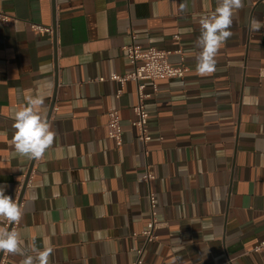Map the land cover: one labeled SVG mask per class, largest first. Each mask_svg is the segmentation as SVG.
<instances>
[{
    "label": "crops",
    "instance_id": "obj_1",
    "mask_svg": "<svg viewBox=\"0 0 264 264\" xmlns=\"http://www.w3.org/2000/svg\"><path fill=\"white\" fill-rule=\"evenodd\" d=\"M216 6L0 0L13 18L0 22V185L19 204L28 182L15 225L25 248L52 247L50 264H133L140 249L145 264H264V251L256 252L264 243V27L249 30L252 18L264 25V0H244L216 72L201 77L199 19ZM130 45L170 52V63L188 70L159 82L146 102L147 146L133 125L137 84L113 80L133 71ZM31 95L45 98L41 111L57 133L37 161L18 156L12 143L14 113ZM110 110L120 114L122 148L108 136ZM151 193L161 227L147 244Z\"/></svg>",
    "mask_w": 264,
    "mask_h": 264
},
{
    "label": "clouds",
    "instance_id": "obj_2",
    "mask_svg": "<svg viewBox=\"0 0 264 264\" xmlns=\"http://www.w3.org/2000/svg\"><path fill=\"white\" fill-rule=\"evenodd\" d=\"M185 8L186 5L181 4V11ZM243 8L244 0H217L215 9L200 17V35L196 44L200 51L196 56L195 71L201 77L216 72L217 53L232 38L234 17ZM261 27L264 25L257 19L250 20V31L258 32ZM44 105L43 96L31 95L14 113L12 127L15 131L12 143L15 153L20 157L43 159L46 151L54 144L57 133L46 114L41 111ZM6 188L7 185H0V221H6L8 225L18 224L23 218L24 210L11 195L6 194ZM32 199H37L35 193ZM23 245L24 241L14 228L0 227V253L23 257L21 264H50L52 247L45 246L42 250L33 247L30 250L37 253L33 256Z\"/></svg>",
    "mask_w": 264,
    "mask_h": 264
},
{
    "label": "built area",
    "instance_id": "obj_3",
    "mask_svg": "<svg viewBox=\"0 0 264 264\" xmlns=\"http://www.w3.org/2000/svg\"><path fill=\"white\" fill-rule=\"evenodd\" d=\"M0 22L4 25H9L13 22V18L0 10ZM33 29L39 33L51 34V28H44L40 26H33ZM176 43L179 44L180 38L176 37ZM128 59L133 68V71L127 76H116L114 81L124 84L133 81L138 86V104L135 107V114L137 120L133 123L134 127L138 130V139L147 146L152 141V135L149 130V113L147 111L146 102L153 98L159 92L158 83L166 80L184 79L188 72L184 66H174L170 63V56L172 53L159 50L157 48H150L142 50L136 45H130L125 48ZM181 53V51H180ZM147 83L153 87V94L146 93ZM118 96H121L119 92ZM108 136L116 142L117 148H122L123 141V128L121 124L120 114L118 110H110L109 122L107 125ZM37 161V160H35ZM31 176V175H30ZM154 177L148 175L146 180L150 182ZM29 181V177L27 179ZM151 205V219L148 228L143 232L142 236L145 238L147 244L155 243L158 241V230L161 227V222L157 214V202L154 194L149 195ZM15 225H8L9 229H15ZM264 251V243L256 249L257 253ZM144 249L137 251V259L133 264H145L143 261ZM5 253H0V264L5 262Z\"/></svg>",
    "mask_w": 264,
    "mask_h": 264
},
{
    "label": "water",
    "instance_id": "obj_4",
    "mask_svg": "<svg viewBox=\"0 0 264 264\" xmlns=\"http://www.w3.org/2000/svg\"><path fill=\"white\" fill-rule=\"evenodd\" d=\"M27 184H28V182H26V184H25V186H24V189H23V192H22L21 198H20V200H19V205L21 204V201H22V198H23V194H24V191H25V189H26V187H27Z\"/></svg>",
    "mask_w": 264,
    "mask_h": 264
}]
</instances>
